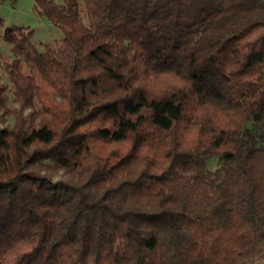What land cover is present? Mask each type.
<instances>
[{
	"label": "trees",
	"instance_id": "obj_1",
	"mask_svg": "<svg viewBox=\"0 0 264 264\" xmlns=\"http://www.w3.org/2000/svg\"><path fill=\"white\" fill-rule=\"evenodd\" d=\"M35 10L62 39L3 33L0 264L264 259V0Z\"/></svg>",
	"mask_w": 264,
	"mask_h": 264
},
{
	"label": "rangeland",
	"instance_id": "obj_2",
	"mask_svg": "<svg viewBox=\"0 0 264 264\" xmlns=\"http://www.w3.org/2000/svg\"><path fill=\"white\" fill-rule=\"evenodd\" d=\"M56 4L61 5L63 0H53ZM84 22L86 18L82 14ZM0 83L9 86L7 93V106L11 109L16 105L13 102L12 87L7 79L4 69V63L11 57L10 46L4 41L3 33L6 28H24L32 31V42L39 49L44 46L57 47L62 39L61 33L52 25V23L43 16L38 15L35 10V0H0ZM25 110L24 114H28ZM13 119L7 116L6 127H11ZM219 162L216 159H210L207 162V168L214 170L218 167ZM256 264H264V259L258 260Z\"/></svg>",
	"mask_w": 264,
	"mask_h": 264
}]
</instances>
